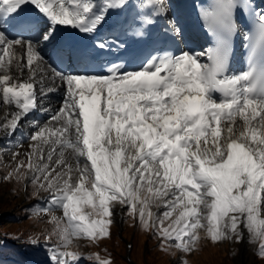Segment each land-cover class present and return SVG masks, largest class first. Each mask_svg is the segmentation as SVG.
Here are the masks:
<instances>
[{"label":"snow or ice","instance_id":"obj_1","mask_svg":"<svg viewBox=\"0 0 264 264\" xmlns=\"http://www.w3.org/2000/svg\"><path fill=\"white\" fill-rule=\"evenodd\" d=\"M28 4L48 22L34 37L28 35L36 27L32 18L22 15ZM149 5L157 14L166 11L158 0L141 7ZM260 5L264 0L243 5L258 25L257 33L244 35L249 55L243 72L229 74L230 37L238 30L234 11L241 5L219 0L210 17L218 34L210 63H201L203 53L182 51L153 55L132 70L113 63L101 73L63 70L44 49L58 26L94 33L126 0H0V101L9 109L0 119V138L15 135L36 110L48 113L46 122H31L27 163L13 153L19 163L5 179L31 181L33 196L46 192L63 209L68 226L61 228L62 218L52 215L56 229L45 239L50 264H76L82 254L68 250L72 238L109 236L117 210L168 248L191 253L203 232L213 242L247 237L264 256ZM140 21L153 22L148 16ZM111 44L123 47L107 39L95 47ZM56 92L63 93L59 106L44 109L42 101ZM81 203L91 211L80 214ZM53 236L58 243H51ZM91 256L96 264H111Z\"/></svg>","mask_w":264,"mask_h":264},{"label":"rangeland","instance_id":"obj_2","mask_svg":"<svg viewBox=\"0 0 264 264\" xmlns=\"http://www.w3.org/2000/svg\"><path fill=\"white\" fill-rule=\"evenodd\" d=\"M52 99L54 98L52 97ZM2 110L0 105V119L4 116ZM47 120L48 119H46V121ZM33 130L35 131V128H33ZM31 134L32 133H29L28 136H22L19 133H15V135L11 137L0 138V224H3V227L0 228V235L2 238H6V241L16 248L15 251L9 250L6 244L2 243L4 255L7 260L0 264H26L24 254L33 257L35 264H50L48 254V247H50V245L45 244V239L49 233L56 229V225L52 222V215L62 218L60 222L61 228L68 226L67 217H64L63 209L58 206H53L49 202L48 193L41 192L39 194L40 198L38 199L36 196L32 195L33 185L31 181L27 182L26 192H24L22 184L25 179L21 178L17 180L14 175L5 179V177L16 168L19 160H24L27 163L26 153L31 150L29 140ZM13 153L20 154L19 160L13 159ZM78 207L80 208V214H86L91 211V206L87 204L81 203ZM135 222L134 218L130 216L122 217L120 210H117L113 223L109 228V236L95 240L86 236L73 237L72 244L68 250L78 251L82 254L76 264H96L90 254L93 250H95L93 254H98L102 258L110 260L111 264H128L126 262V240L130 241V236L132 235L134 227L133 224ZM121 229L122 234L120 233ZM138 229L139 231L141 230V235L142 232H147L139 226V223ZM116 236L121 238L119 242H117ZM151 236L152 233L149 232L148 237ZM200 236L201 239L198 246L191 253H184L175 248L173 253L177 252V256L172 258V254L169 255L172 252L169 251L167 259H171V261L168 264H178L177 261L179 259L190 255H192L190 256L191 258L185 260L186 264H264V256L258 255L256 251L257 245L249 243L248 239H246L245 248L243 247L244 249L242 250V243L226 239L213 242L210 238L206 237L203 232L200 233ZM134 237H131L133 242L131 243L132 248L129 250L130 253L135 251L134 241L136 237ZM32 238L38 239L39 243L31 247L27 245L21 249L18 243L29 242ZM154 238L157 237H151L152 240H154ZM58 242L57 237L53 236L51 243L54 244ZM147 243L145 238L141 248L144 258L148 253ZM32 250H34V252L31 256L29 253H31ZM242 253L246 256L243 263L238 260ZM132 257L138 264H149L147 261L145 262V259L143 262H140L134 255Z\"/></svg>","mask_w":264,"mask_h":264},{"label":"trees","instance_id":"obj_3","mask_svg":"<svg viewBox=\"0 0 264 264\" xmlns=\"http://www.w3.org/2000/svg\"><path fill=\"white\" fill-rule=\"evenodd\" d=\"M1 227H3V224H0V228ZM16 230H18V229H16ZM140 235H141V230L139 231L138 226H137L135 228V231H134V236L136 237V240L134 241L135 251L132 254L134 255V257L138 261L143 262L145 259V262L147 261L149 264H168L171 261V259L170 260L167 259V255L169 254V251L172 252L169 254V255L172 254V258L174 256H177V252L173 253V250L175 249L174 247L168 248L167 244L162 246L161 242L158 238H154V240H152L151 237L153 235L151 237H148V235H149L148 231L142 232V235L141 236ZM145 238L148 242L147 243L148 244V253L145 255V258H144L141 248H142V242L145 240ZM116 239H117V242H119L121 240V238L118 236H116ZM2 243H3V240L0 236V258L4 255V252L2 249ZM151 251H152V253H151ZM92 253H95V250H93ZM190 256H192V255H190ZM190 256L183 257V258L179 259L177 261V263L181 264V260H184V261L186 259L189 260L191 258Z\"/></svg>","mask_w":264,"mask_h":264},{"label":"bare ground","instance_id":"obj_4","mask_svg":"<svg viewBox=\"0 0 264 264\" xmlns=\"http://www.w3.org/2000/svg\"><path fill=\"white\" fill-rule=\"evenodd\" d=\"M258 1H259V0H256L255 2H256L257 4H259ZM164 4H165V8L167 9L169 15L173 18V20H177V16L174 14V11H173L174 7H173V4L171 3V1H170V0H164ZM34 36H35V35H34ZM34 36H32V37H34ZM54 38H55V36H54ZM184 44H185V47H186L187 51H189V52H196V53H203V54H205V53H204V50H205V49H204L205 44H204V42H203L202 40H200V39L198 38V36L193 35V36H191L190 38H186V39L184 40ZM44 50H45V52L47 53V55H48L49 57H51L54 61H55V59L58 57V52H57V51L55 50V48H54V39L51 41V43H49V44L45 47ZM59 56H60V55H59ZM203 61H204V56H203L202 59H201V63H203ZM66 70H67V71H74V70L69 69V68L66 69ZM234 73H240V72L237 71V72H234ZM62 94H63V93H62ZM62 94L59 95V96L56 98L55 101H57V103H56V105L54 106V108L59 106L60 98H61ZM45 100H46V99H44V100L42 101V106H43L44 109H45V107H46ZM0 105H1V107H2V109H3L2 111L4 112V115H5L6 111H8L9 109H8L6 106L3 105V102H2V101H0ZM46 109H49V107H47ZM2 111H1V113H2ZM38 113H40V116H41L42 118H44V119H48V113H47V112H45V111H41V110H40ZM37 122L42 123V121H37ZM43 123H44V122H43ZM246 239H247V237L245 238L244 242L242 243V250L245 248ZM243 247H244V248H243ZM245 259H246V256H244L243 253L240 255V258H238V260L241 261L242 263L245 261Z\"/></svg>","mask_w":264,"mask_h":264},{"label":"water","instance_id":"obj_5","mask_svg":"<svg viewBox=\"0 0 264 264\" xmlns=\"http://www.w3.org/2000/svg\"><path fill=\"white\" fill-rule=\"evenodd\" d=\"M241 255V254H240Z\"/></svg>","mask_w":264,"mask_h":264}]
</instances>
